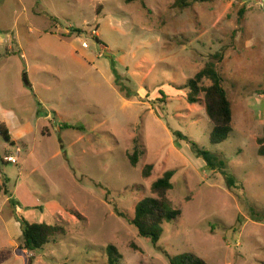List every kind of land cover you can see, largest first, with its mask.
I'll use <instances>...</instances> for the list:
<instances>
[{
	"label": "rangeland",
	"instance_id": "rangeland-1",
	"mask_svg": "<svg viewBox=\"0 0 264 264\" xmlns=\"http://www.w3.org/2000/svg\"><path fill=\"white\" fill-rule=\"evenodd\" d=\"M77 45L88 55H72ZM208 61L232 111L219 144L209 142L202 95L190 104L177 90ZM0 108L34 126L37 108L48 113L17 163L0 164V264H108L109 245L123 264H169L184 252L264 264V0H0ZM177 131L222 157L235 185ZM11 154L0 136V158ZM167 170V198L181 215L153 244L127 219ZM12 201L24 220L67 234L21 249Z\"/></svg>",
	"mask_w": 264,
	"mask_h": 264
},
{
	"label": "trees",
	"instance_id": "trees-1",
	"mask_svg": "<svg viewBox=\"0 0 264 264\" xmlns=\"http://www.w3.org/2000/svg\"><path fill=\"white\" fill-rule=\"evenodd\" d=\"M24 80L26 87H30L25 75ZM205 82H208V84H205ZM177 90H186V101L190 104L197 103L202 95L205 114L211 124L209 132V142L211 144L222 143L229 137L232 131L231 105L223 87V78L216 68V63L206 62L193 77L189 78ZM159 94L164 96L162 91H159ZM175 135L178 140L184 139L191 142L192 148L203 158L206 167L213 171L221 172L229 187L235 185L234 177L225 171L226 162L222 157L199 148L195 142L189 140L187 136H184L179 131L175 132ZM0 136L8 144L13 145L8 129L2 122H0ZM257 143L258 155L264 157V135L257 139ZM139 155L140 152L137 147H134L133 151L127 155L129 164L132 167L137 164ZM1 162L3 163L2 158H0V164ZM151 170L152 165L148 164L142 170V176H150ZM173 174V170H167L151 183V195L145 196L135 204L132 217L128 218L125 213L117 211L119 216L128 218V223L136 229L140 237L148 238L153 244H156L161 237V224L175 221L181 215V210L174 207L167 198V193L172 189L171 178ZM10 203L21 231V249L28 251L41 250L44 245L54 242L57 238L67 234L63 224H47L24 220L13 210L14 202ZM75 214L80 216L77 212ZM106 254L108 264H123L120 261L121 255L115 246H107ZM168 262L169 264H209L192 252L168 256Z\"/></svg>",
	"mask_w": 264,
	"mask_h": 264
},
{
	"label": "crops",
	"instance_id": "crops-1",
	"mask_svg": "<svg viewBox=\"0 0 264 264\" xmlns=\"http://www.w3.org/2000/svg\"><path fill=\"white\" fill-rule=\"evenodd\" d=\"M75 51H77L78 53H75ZM79 53L84 55V56L88 55L85 53V50L81 49L79 47V45H77L76 47L73 48L72 55L79 54ZM22 56H23V54H22ZM95 61H96V58L92 55V62L96 63L97 61L96 62ZM109 73H110V70H109ZM111 73H112V71H111ZM28 82L30 85L29 88L32 89V91H34L32 83L29 80H28ZM40 103H41V101H39V104ZM40 106L42 107L43 105L40 104ZM33 114L35 115V121L33 122V123H35V126L32 123H30V121H26L24 118L17 116V114L12 109L0 108V122L4 123L6 125L8 132H9V135H10V139L13 142L14 147L20 148V146H21V149L24 150L25 147L27 146L26 141L28 140L29 135H31L32 133L35 134L36 131H39V122L42 119L47 120L46 114H48V113H46L45 111L39 110V112H38V108H37L33 112ZM44 129H46V127H42V129H41L42 133L45 132ZM10 198H12V195L10 196ZM49 210L50 211H56V213L59 214V210H58V208H56L55 205H52V206L50 205ZM11 219L14 220V218H8V220H11ZM6 224H7V228H8L10 226V224H8V223H6ZM12 227H15V224H12ZM19 229H20V227H19ZM18 235H21L20 231H19Z\"/></svg>",
	"mask_w": 264,
	"mask_h": 264
},
{
	"label": "built area",
	"instance_id": "built-area-1",
	"mask_svg": "<svg viewBox=\"0 0 264 264\" xmlns=\"http://www.w3.org/2000/svg\"><path fill=\"white\" fill-rule=\"evenodd\" d=\"M19 152H20V148L19 147H15V154L14 155L11 154V155L4 156L3 160L6 161V162H10V163L16 164L17 160H18Z\"/></svg>",
	"mask_w": 264,
	"mask_h": 264
}]
</instances>
